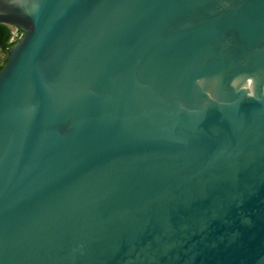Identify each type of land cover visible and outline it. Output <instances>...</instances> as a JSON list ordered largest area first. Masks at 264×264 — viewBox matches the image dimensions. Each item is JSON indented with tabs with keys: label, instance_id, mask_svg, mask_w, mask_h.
Segmentation results:
<instances>
[{
	"label": "water",
	"instance_id": "95a60500",
	"mask_svg": "<svg viewBox=\"0 0 264 264\" xmlns=\"http://www.w3.org/2000/svg\"><path fill=\"white\" fill-rule=\"evenodd\" d=\"M0 24V264H264V0H0Z\"/></svg>",
	"mask_w": 264,
	"mask_h": 264
},
{
	"label": "trees",
	"instance_id": "16d2710c",
	"mask_svg": "<svg viewBox=\"0 0 264 264\" xmlns=\"http://www.w3.org/2000/svg\"><path fill=\"white\" fill-rule=\"evenodd\" d=\"M12 38H13V31L11 27L5 24H0V52L6 53L8 55V51L18 41V40L12 41ZM7 58L4 61V64L6 63ZM4 64L0 65V70L3 68Z\"/></svg>",
	"mask_w": 264,
	"mask_h": 264
}]
</instances>
